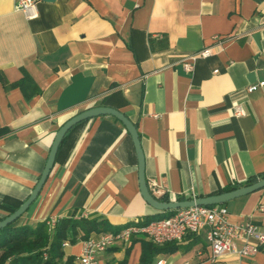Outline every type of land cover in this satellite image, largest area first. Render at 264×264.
I'll return each mask as SVG.
<instances>
[{"label": "crops", "instance_id": "obj_1", "mask_svg": "<svg viewBox=\"0 0 264 264\" xmlns=\"http://www.w3.org/2000/svg\"><path fill=\"white\" fill-rule=\"evenodd\" d=\"M14 5L0 0V217L2 205L24 201L34 187L59 127L104 99L134 123L159 200L206 197L264 177V85L247 90L264 81V0H37L31 19ZM214 36L223 50L184 71L180 60ZM223 205L230 223L264 232V187ZM156 212L140 194L129 134L101 115L72 130L22 221L83 215L120 229ZM206 231L150 264H264V249L211 260ZM145 240L117 243L97 262L144 264ZM65 242V256L78 264L82 240Z\"/></svg>", "mask_w": 264, "mask_h": 264}, {"label": "built area", "instance_id": "obj_2", "mask_svg": "<svg viewBox=\"0 0 264 264\" xmlns=\"http://www.w3.org/2000/svg\"><path fill=\"white\" fill-rule=\"evenodd\" d=\"M36 4L37 0H15L14 8L22 11L27 18L31 19L37 17ZM221 50H223V41L218 36H214L212 45L183 57L180 60L182 68L186 72H191L198 59L208 58ZM263 85L264 81H261L250 85L247 90L252 91ZM235 113L243 114V109L238 106ZM259 210L263 211L264 208L260 207ZM171 211L169 215L154 218L147 223H143L142 217L118 231L100 232L82 240L77 263L98 264L97 255L100 252L117 243H128L132 237L137 235H143L157 245L168 242L179 243L187 236L198 235L205 226L211 260L227 252L244 257L254 255L264 249V232L259 226L250 221H243L239 224L230 223L227 208L223 204L193 205ZM54 223L55 219L47 221L49 227H52ZM238 241L241 242L240 246H237ZM62 245H67V242L64 241ZM155 264H166V262L163 258H159Z\"/></svg>", "mask_w": 264, "mask_h": 264}, {"label": "trees", "instance_id": "obj_3", "mask_svg": "<svg viewBox=\"0 0 264 264\" xmlns=\"http://www.w3.org/2000/svg\"><path fill=\"white\" fill-rule=\"evenodd\" d=\"M101 105L107 106V100L104 99ZM81 122L73 125L66 132L58 147L55 160L61 154L64 145L67 144L72 130ZM256 180L257 177H251L244 185ZM234 188L236 187H227L225 191ZM161 200L168 201L166 196L162 197ZM177 200L182 199L178 198ZM22 202L17 200L10 205H2L7 211L5 215L13 212ZM171 212V210L158 211L153 215H144L143 223L160 216L169 215ZM22 215L7 226L0 228V264H75L73 256H65L62 246L64 241L74 243L78 239L85 240L100 232L119 230V228L110 227L104 219L75 218L73 216H66L56 220L52 227L48 226L46 219L35 225H30L22 221ZM4 216H1L0 220ZM175 245L176 243L172 242L157 245L150 240H145L142 243L141 262L150 264L155 253L162 250L172 251Z\"/></svg>", "mask_w": 264, "mask_h": 264}, {"label": "water", "instance_id": "obj_4", "mask_svg": "<svg viewBox=\"0 0 264 264\" xmlns=\"http://www.w3.org/2000/svg\"><path fill=\"white\" fill-rule=\"evenodd\" d=\"M101 115H111L114 118H116L118 121H120V123L124 126L125 130L129 134L134 146L136 159H137L138 186H139L140 194L143 200L156 211H167L181 207H189L193 205L208 206V205L224 204L232 199L254 192L264 187V177H263L256 180L255 182L240 187H236L229 191H224L218 194L209 195L206 197H197L193 199H184V200H168V201L159 200L155 198L148 189V185L144 174V155L142 152V148L140 146L138 132L136 130L134 123H132V121H130V119H128V117L124 115V113H122L117 109L102 105L92 106L76 113L59 127V129L56 131L54 135L44 167L38 177L37 182L35 183L34 187L30 191L28 196L24 199V201L13 212L5 215L0 220V228H3L8 224H10L11 222L15 221L35 201L36 197L38 196L44 182L46 181L54 165L58 147L63 137L65 136L66 132L73 125L81 121Z\"/></svg>", "mask_w": 264, "mask_h": 264}]
</instances>
